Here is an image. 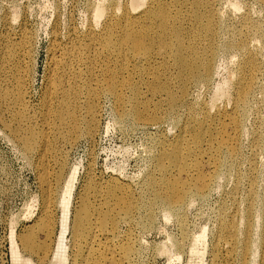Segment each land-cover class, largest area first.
Listing matches in <instances>:
<instances>
[{"label":"rangeland","instance_id":"1","mask_svg":"<svg viewBox=\"0 0 264 264\" xmlns=\"http://www.w3.org/2000/svg\"><path fill=\"white\" fill-rule=\"evenodd\" d=\"M129 1L0 0V59L4 48L15 52L24 38L29 42L24 57L3 64L0 60V82L9 78L8 85H13L16 70L27 63L25 112L35 132L45 126L41 110L48 77L64 46L80 38L90 22L101 27L105 18L93 21L95 5L118 12ZM233 3L238 7L233 9ZM212 5L221 18L217 51L207 82L187 87L185 100L192 112L182 105L168 111L164 102L155 109L154 100H149L147 120H139L132 114L120 115L113 99L100 94L92 134L79 130L70 144L54 136L51 149L55 156L43 157L39 141L29 152L23 150L12 134L16 127L13 112L1 105L0 264H76L78 257L81 261L82 249L72 229L74 217L84 204L103 207L106 191L115 185L132 193L136 212L119 220L114 237H99L101 243L89 255L103 254L106 241L119 246L130 241L133 253L124 264H238L243 242L247 245L244 264H258L264 216V4L259 0H212ZM241 14L252 23L247 31L239 30ZM257 25L263 29H252ZM239 42L244 50L224 48ZM245 55L254 56L262 68L254 76L248 105L236 112L240 122L237 155L234 159L224 155L217 172L205 160L197 163L201 173L213 175L205 195L190 198L171 211L153 203L146 182L154 174L158 155L175 144L185 126L198 128L216 112L232 111L234 83ZM66 182L68 189L63 193ZM225 211L226 217L233 218L226 220L230 227L234 224L240 242L228 261L227 251L219 250L216 240ZM28 229L32 239L25 251L20 238ZM61 230L62 245L54 256ZM83 251L88 257L84 244ZM84 260L106 264L97 257Z\"/></svg>","mask_w":264,"mask_h":264},{"label":"bare ground","instance_id":"2","mask_svg":"<svg viewBox=\"0 0 264 264\" xmlns=\"http://www.w3.org/2000/svg\"><path fill=\"white\" fill-rule=\"evenodd\" d=\"M259 2L264 4V0ZM129 3L130 7L125 5L118 12L115 9L105 10L97 3L92 9V17L93 21H98L104 16L101 27H93L90 22L80 38L70 40L59 59L54 60L41 110L45 124L41 130L35 132L32 129L35 126L28 124L30 119L25 112L27 63L21 70H16L13 85H8L9 78L0 82V108L5 105L6 110L13 112L16 127L12 134L24 151L29 152L39 141L43 157H54L52 137L58 136L62 143L70 144L75 138L72 136L79 130L90 136L100 94L113 99L120 115L132 114L139 120H147L145 111L151 108L149 100H154L155 109L164 102L168 111L175 110L179 105L189 112L193 111L185 100L187 87L207 82L217 51L221 18L218 11L212 8V0H130ZM238 19L241 24L239 30L247 31L251 23L249 18L241 14ZM252 29L259 31L263 27L257 25ZM261 37L264 38L263 33ZM28 43L24 38L17 46L19 52L17 49L8 52L4 48L1 51L2 64L24 57ZM230 46L245 49L242 42L236 45L227 43L224 48ZM261 68L254 56L245 55L234 83L232 111L216 112L210 122L198 128L185 126L175 144L158 155L153 170L155 175L152 174L146 182L153 203L163 204L171 211L183 206L190 198L201 197L209 191L213 175L201 173L197 163L205 160L217 172L224 155L229 159L235 158L240 123L236 112L248 105L254 76ZM217 94H214L215 97ZM187 116L193 119L190 114ZM204 117H209V114L204 113ZM86 118L88 120L84 125ZM65 189H68V182L63 193ZM105 196L103 207L100 204H84L74 217L73 234L82 249V260L79 261L78 257L76 264H87L84 258L89 261V258L95 257L106 264H124L133 253L130 241L120 246L106 241L104 255H89L91 248L101 243L97 239L102 237L107 240L110 235L114 237L119 220L129 219L138 206L129 190L116 185L109 188ZM227 214L225 211L221 215L225 220L221 221L216 233L218 249L227 251L226 261L230 260L236 244L240 243L234 224L230 227L226 220L233 218L226 217ZM246 215H250L249 209ZM262 220L258 264H264V216ZM63 228L64 214L61 220ZM62 230L54 256L62 245ZM20 239L26 251L25 246L28 248L32 239L29 229ZM83 244L89 258L84 255ZM240 244L238 264H244L247 245Z\"/></svg>","mask_w":264,"mask_h":264}]
</instances>
